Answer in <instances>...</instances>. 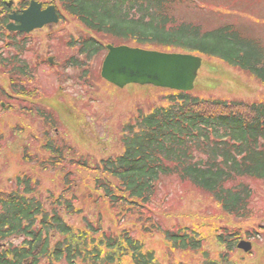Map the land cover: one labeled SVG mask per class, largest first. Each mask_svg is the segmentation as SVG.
Wrapping results in <instances>:
<instances>
[{
    "label": "trees",
    "instance_id": "1",
    "mask_svg": "<svg viewBox=\"0 0 264 264\" xmlns=\"http://www.w3.org/2000/svg\"><path fill=\"white\" fill-rule=\"evenodd\" d=\"M13 1L21 10L31 0ZM189 1L194 0H51L91 33L72 43L74 54L63 68L80 70L87 80L89 65L104 57L106 45H125L218 59L264 84L261 43L233 24L204 29L199 22H177L172 8ZM4 23L0 21V45L6 41V49L13 50L6 57L0 53L7 91L21 102L36 99L26 57L32 43L22 40L20 34L7 35ZM84 86L90 84L86 81ZM166 91L167 105L141 114L135 127H125L122 151L117 155L90 165L76 155L66 159L62 147L45 144L58 167L65 170L64 196L55 198L51 211L45 212L38 201L26 197V180L18 181L20 194L0 192V243L5 245L0 249V264H121L126 255L133 264H158L130 229H122L119 235L103 230L101 209L96 212V223L81 208L77 210V196L72 192L77 186L74 167L92 175L87 181L92 189L86 196L92 206H108L111 213H117L116 218H135L145 233H149L146 223L150 222L173 250H201L203 239L196 232L178 236L181 233L160 231L147 213L167 180L208 194L228 216L251 215L248 204L253 193L246 182L264 186V104L203 100L190 93ZM0 95L8 100L5 91ZM36 113L52 124L48 114L39 109ZM61 211L66 217L80 219L81 229H74L78 224H68ZM241 237L237 231L225 230L217 238L224 253L218 261L206 255L202 264H233L230 254Z\"/></svg>",
    "mask_w": 264,
    "mask_h": 264
},
{
    "label": "rangeland",
    "instance_id": "2",
    "mask_svg": "<svg viewBox=\"0 0 264 264\" xmlns=\"http://www.w3.org/2000/svg\"><path fill=\"white\" fill-rule=\"evenodd\" d=\"M36 1L45 7L52 5L51 0ZM201 1L177 3L171 11L173 17L177 22H199L204 29L233 22L248 37L262 38L264 45V0ZM2 4L4 1L0 0V15L4 10ZM197 5H203L204 9ZM56 8L60 14L58 23L35 30L29 37L32 47L26 57L34 78L30 85L35 89L36 99L27 98L21 102L14 96L12 100H6L0 95V192L19 191L20 194L18 181L25 177L29 187L26 197L38 201L45 212L51 211L55 198L64 196L65 185V170L52 159L46 143L62 147L66 159L76 155L90 165L96 164L101 159L121 153L125 127H135L141 114L167 105L164 97L168 95L166 90L150 86L129 85L117 89L106 83L100 77L104 57L89 65L85 74L87 80L83 79L80 70L63 68L66 59L74 54L72 43L91 33L61 11L59 6ZM7 51L13 50L2 49L0 53L6 57ZM166 51L174 52L171 49ZM49 58L52 66L47 63ZM86 81L90 87L84 86ZM2 90L8 93L0 68V92ZM190 94L203 100L264 104L262 82L237 67L207 57H203ZM37 109L48 114L52 124L38 117ZM73 174L77 186L72 192L77 196V210L81 208L87 218L96 223V212L101 209L103 230L119 235L122 229H130L145 251H153L159 264H202L206 255L208 259L218 261L226 249L219 245L217 238L225 230L239 232L242 240L252 247L249 254L233 249L230 254L233 264H264V186L260 182H246L253 193L248 204L251 215L246 218L226 215L211 196L188 184H177L172 179L165 182L147 213L151 214L160 231L197 232L198 237L204 240L201 250L192 252L171 249L164 236L150 227V222L146 223L149 233H145L135 218H116L117 213H111L108 206H92L86 198L92 189L87 182L92 175L77 167H74ZM61 213L68 224L80 223V219ZM79 227L78 224L74 229H81ZM14 243L18 244L19 240ZM121 264H133L131 256L123 257Z\"/></svg>",
    "mask_w": 264,
    "mask_h": 264
},
{
    "label": "water",
    "instance_id": "3",
    "mask_svg": "<svg viewBox=\"0 0 264 264\" xmlns=\"http://www.w3.org/2000/svg\"><path fill=\"white\" fill-rule=\"evenodd\" d=\"M9 31L30 33L45 25L55 24L58 16L54 6L41 10V4L32 1L20 15H11ZM107 54L102 62L100 76L113 86L123 89L128 85L153 86L173 91L188 92L193 89L200 57L186 54H168L147 51L127 46L106 47ZM51 62V59H49ZM249 252L251 245L241 242L237 246Z\"/></svg>",
    "mask_w": 264,
    "mask_h": 264
}]
</instances>
